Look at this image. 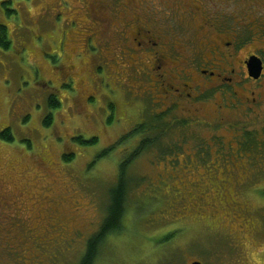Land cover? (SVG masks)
<instances>
[{"label":"rangeland","instance_id":"obj_1","mask_svg":"<svg viewBox=\"0 0 264 264\" xmlns=\"http://www.w3.org/2000/svg\"><path fill=\"white\" fill-rule=\"evenodd\" d=\"M126 1L172 32L173 65L205 60L186 0H0L10 40L0 46V131L13 137L0 138V264H76L141 138L131 131L147 122L165 129L160 147L130 164L121 230L94 264H264V78L261 104L248 93L172 106L142 70L149 55L126 46L144 17L127 16ZM52 95L60 106L50 111Z\"/></svg>","mask_w":264,"mask_h":264},{"label":"flooded vegetation","instance_id":"obj_2","mask_svg":"<svg viewBox=\"0 0 264 264\" xmlns=\"http://www.w3.org/2000/svg\"><path fill=\"white\" fill-rule=\"evenodd\" d=\"M228 3L237 7L230 10ZM122 6L129 17L138 14V8L142 9L143 19L137 18L139 22L128 36H124L134 47L129 44L126 46L141 55H149L142 70L149 78L146 71L149 67L155 79L153 83H158V89L162 88L161 92L165 97L173 98L172 106L178 105L177 101L186 99L194 107L193 110L197 111L195 106L208 100L214 102L217 95L225 101L227 97L233 96L249 100L245 96L248 93L252 96L254 105L261 104L260 88H263L264 78V0H186V22L193 26L197 22L195 27L201 31L199 45L202 48L194 53L206 51L207 54L203 61L195 56L189 62L181 61L175 65L172 63L178 58L167 54V51L175 53L179 45L172 32L164 28L162 30L165 33L154 31L145 20V14L149 12L142 7L143 3L126 1ZM167 8L163 6L160 12ZM186 14L182 17L183 20ZM156 22L157 20L154 23ZM189 43L187 40L185 44ZM253 58L259 59L261 65V73L256 79L248 72V63ZM149 63L151 66H148ZM223 105L235 107L236 104L232 102ZM262 230V227H258L259 233Z\"/></svg>","mask_w":264,"mask_h":264},{"label":"trees","instance_id":"obj_3","mask_svg":"<svg viewBox=\"0 0 264 264\" xmlns=\"http://www.w3.org/2000/svg\"><path fill=\"white\" fill-rule=\"evenodd\" d=\"M9 45L10 40L8 36H6V27L0 25V46L4 49H7ZM59 106L60 103L55 99V97L53 95L50 96L48 99L49 110H56ZM51 123L52 114L51 112H48L43 117V124L44 126H49ZM158 125L160 126V124ZM164 131L165 129L158 130L156 124H149L148 122L142 124L139 123V125L135 126L131 131V135L135 134L137 136H141V138L138 141V144L133 147V151H131L128 156L126 155V158H123L120 161L118 165L116 183L108 193L105 216L101 221L97 231L87 239L84 252L76 264H94L100 254L101 246L106 241V237L109 234H116L121 230V225L125 216L126 198L132 189L131 178L133 177H131L132 175L129 173V166L140 153H143L152 147L159 148V144H161L160 140L162 139ZM139 133H142V135H138ZM144 133L146 135H144ZM0 138L9 142L13 140L11 132L7 127L0 131ZM73 139L81 145L93 144L96 142V137H92L89 140H84L81 136H77L73 137ZM62 157L65 161L72 159V155L68 154H63ZM128 178H130L129 181Z\"/></svg>","mask_w":264,"mask_h":264},{"label":"water","instance_id":"obj_4","mask_svg":"<svg viewBox=\"0 0 264 264\" xmlns=\"http://www.w3.org/2000/svg\"><path fill=\"white\" fill-rule=\"evenodd\" d=\"M248 72L249 75L255 79L259 77L261 73V65L259 59L253 58L250 60V62L248 63ZM192 264H201V263L196 261L193 262Z\"/></svg>","mask_w":264,"mask_h":264}]
</instances>
